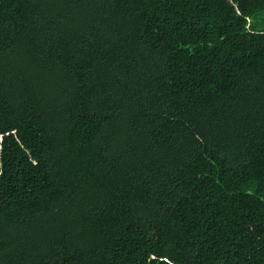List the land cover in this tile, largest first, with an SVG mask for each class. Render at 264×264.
<instances>
[{
  "label": "trees",
  "instance_id": "1",
  "mask_svg": "<svg viewBox=\"0 0 264 264\" xmlns=\"http://www.w3.org/2000/svg\"><path fill=\"white\" fill-rule=\"evenodd\" d=\"M0 264H264V0H0Z\"/></svg>",
  "mask_w": 264,
  "mask_h": 264
}]
</instances>
